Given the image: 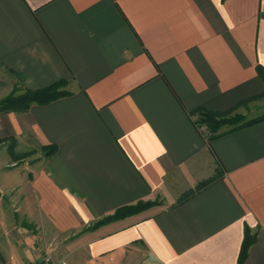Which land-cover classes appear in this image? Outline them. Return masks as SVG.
<instances>
[{
	"label": "crops",
	"instance_id": "obj_1",
	"mask_svg": "<svg viewBox=\"0 0 264 264\" xmlns=\"http://www.w3.org/2000/svg\"><path fill=\"white\" fill-rule=\"evenodd\" d=\"M257 65L264 0H0V97L70 91L0 112V141L56 147L0 163V264L47 242L55 264H236L245 224L264 264V120L209 140L193 113L261 94ZM137 201L158 203L82 231Z\"/></svg>",
	"mask_w": 264,
	"mask_h": 264
},
{
	"label": "trees",
	"instance_id": "obj_2",
	"mask_svg": "<svg viewBox=\"0 0 264 264\" xmlns=\"http://www.w3.org/2000/svg\"><path fill=\"white\" fill-rule=\"evenodd\" d=\"M256 71L264 81V67L257 65ZM66 84L67 81L59 80L39 89L32 90L24 88L18 92L17 90H13L9 93V95L0 100V112H23L26 111L31 104H47L57 98L69 95L70 91L66 89ZM263 95L264 91L259 95L239 101L236 105L225 111H211L204 108H197L193 112L196 114V119L194 121L195 125L203 136L207 137L209 140H212L213 138L225 132L262 121L264 120V112L257 116L247 118L243 113L239 112L238 109L247 102L255 100ZM40 148L46 157L53 154L56 150V147L53 144L44 145ZM156 203L158 202L137 201L132 204L122 205L116 208L112 213L101 217L92 225L84 227L82 231L92 230L111 221L136 214L153 206ZM257 234L258 228L251 229L248 225H244L243 237L237 255L236 264H244L248 249L251 244L255 242Z\"/></svg>",
	"mask_w": 264,
	"mask_h": 264
},
{
	"label": "rangeland",
	"instance_id": "obj_3",
	"mask_svg": "<svg viewBox=\"0 0 264 264\" xmlns=\"http://www.w3.org/2000/svg\"><path fill=\"white\" fill-rule=\"evenodd\" d=\"M7 95L0 97V100L6 97ZM244 105H246V107H244V109L239 108L238 109L239 112L243 113L247 118L257 116L264 112V95L255 100L249 101L247 102V104H244ZM44 158H46V156L42 152L41 148L38 149V148H31V147L16 146L15 142L11 140L0 141V163L6 164V165L14 164L15 167H18V168H22L26 164L32 168H36L40 163H42ZM5 167L8 168L9 166H5ZM2 202L5 206L4 211L6 210V206L7 207L9 206L7 210L8 215L14 218V220L17 218L16 219L17 221L15 222V227H14L15 231H17L18 230L17 222L18 220L21 219V215L20 213H18L20 211L16 209L17 201L12 200L11 197H9L7 194H4ZM18 204L21 205V203H18ZM95 221L90 222L88 225H92L93 223H95ZM37 244H41V242H38ZM52 246H53V242L45 243L44 249L42 248L38 255L40 260L44 264H55L57 263L56 261H58V263L60 262L59 260H56L53 254L50 252L51 251L50 248Z\"/></svg>",
	"mask_w": 264,
	"mask_h": 264
}]
</instances>
